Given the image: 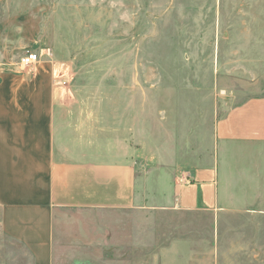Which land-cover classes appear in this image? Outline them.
<instances>
[{"label": "rangeland", "instance_id": "obj_1", "mask_svg": "<svg viewBox=\"0 0 264 264\" xmlns=\"http://www.w3.org/2000/svg\"><path fill=\"white\" fill-rule=\"evenodd\" d=\"M29 53L59 69L66 107L102 114L110 140L131 133L140 173L187 171L211 156L220 118L264 97V0H0V70ZM245 169L218 215L63 211L60 223L109 264H264V171ZM0 264H31L1 231Z\"/></svg>", "mask_w": 264, "mask_h": 264}, {"label": "crops", "instance_id": "obj_2", "mask_svg": "<svg viewBox=\"0 0 264 264\" xmlns=\"http://www.w3.org/2000/svg\"><path fill=\"white\" fill-rule=\"evenodd\" d=\"M58 83L59 69L48 61L0 70V231L24 248L31 264H109L84 251L92 246L72 237L60 212L218 215L230 209L246 166L251 176L261 166L264 171V97L216 122L205 162L187 171L158 166L143 174L131 133L114 130L110 140L104 116L66 107Z\"/></svg>", "mask_w": 264, "mask_h": 264}, {"label": "built area", "instance_id": "obj_3", "mask_svg": "<svg viewBox=\"0 0 264 264\" xmlns=\"http://www.w3.org/2000/svg\"><path fill=\"white\" fill-rule=\"evenodd\" d=\"M40 62L39 55L36 53H29L21 60V68L29 69Z\"/></svg>", "mask_w": 264, "mask_h": 264}]
</instances>
